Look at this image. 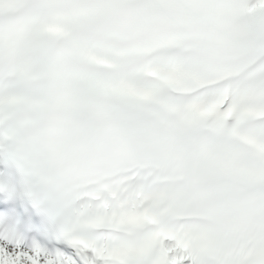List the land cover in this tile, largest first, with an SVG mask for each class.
<instances>
[{
  "label": "snow or ice",
  "instance_id": "obj_1",
  "mask_svg": "<svg viewBox=\"0 0 264 264\" xmlns=\"http://www.w3.org/2000/svg\"><path fill=\"white\" fill-rule=\"evenodd\" d=\"M0 264H264V0H0Z\"/></svg>",
  "mask_w": 264,
  "mask_h": 264
}]
</instances>
